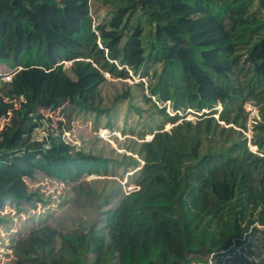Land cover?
<instances>
[{
    "label": "trees",
    "instance_id": "16d2710c",
    "mask_svg": "<svg viewBox=\"0 0 264 264\" xmlns=\"http://www.w3.org/2000/svg\"><path fill=\"white\" fill-rule=\"evenodd\" d=\"M69 1L0 0V73L12 76L0 75V212L43 204L28 183L39 173L68 185L101 173L100 158L37 133L55 109L116 129L119 116L139 113L136 87L103 108L104 73L147 80L155 104L175 115L147 102L165 119L129 151L143 162L132 169L136 188L90 190L75 218L14 239L11 263L264 264V0H101L108 16L77 28ZM32 68L35 93L24 83ZM92 76L102 78L82 87ZM249 103L260 116L252 141ZM190 112L199 121L179 123Z\"/></svg>",
    "mask_w": 264,
    "mask_h": 264
},
{
    "label": "rangeland",
    "instance_id": "374dc122",
    "mask_svg": "<svg viewBox=\"0 0 264 264\" xmlns=\"http://www.w3.org/2000/svg\"><path fill=\"white\" fill-rule=\"evenodd\" d=\"M66 10L69 26L77 28L81 19L89 16L95 25L101 23L111 12V9L103 2L97 0H70ZM70 64L66 63L67 73L73 79L76 77L71 73ZM4 71L0 66V72ZM24 83L34 93L37 91L41 70L32 68L24 70ZM3 81L9 83L11 79L3 73H0ZM102 77L105 82L101 85V96L104 100L103 108L112 110L116 106L115 99L122 96L128 88H135L138 91L137 106L139 113L133 112L128 117L119 116V128H108V119L103 117L97 122L95 118L83 119L73 118L69 121L65 113L61 109L47 111L45 116L50 120L46 122L44 128L37 133L40 141L48 142L51 134L55 137H61L63 141L74 147L75 152H81L86 156H95L103 160L101 173L86 174L82 178L81 183H73L71 185L58 182L57 180L48 178L39 173L36 175L35 181H28L31 191L38 192L41 195L43 204L29 207L23 212L7 208L4 212H0V264H12L14 252V239L19 235L30 232L32 228H39L45 225H56L62 219L67 222L78 214L82 205L89 199L85 194L92 189H96L100 194H108L113 190L121 189L124 194L130 193V188L134 187L133 183H129L132 172L136 166V162L142 164L141 160L131 152L132 149H138V146L152 141L158 127L163 124L164 117L157 113L161 108H166V113L174 116L175 112L167 103L160 105L155 104V99L148 90L147 80L141 79L130 73L129 79H115L108 73H104ZM102 77L92 76L81 82L82 87H88L100 80ZM5 78V79H4ZM142 81V82H141ZM0 82V86H1ZM143 84V85H142ZM144 86V87H143ZM151 101H148V98ZM157 100V99H156ZM123 100L122 102H126ZM155 105L158 109L153 110L147 103ZM127 109V103L123 106ZM221 110V107H217ZM125 111L121 112L123 114ZM248 113V129L244 132L249 141L253 140V129L260 121L259 110L251 103L246 105ZM182 117V114H180ZM200 116L197 113L187 114L186 119L182 121L197 122ZM218 118V116H216ZM8 120H3V127ZM62 124V126H61ZM61 127V128H60ZM173 124L166 122L164 131H171ZM144 130V131H143ZM146 130V131H145ZM143 131V132H142ZM242 131V130H241ZM251 150L257 153V148L250 142ZM122 164L120 167H118ZM106 166L109 171L105 172ZM125 166L129 168L125 171ZM70 223V222H68Z\"/></svg>",
    "mask_w": 264,
    "mask_h": 264
},
{
    "label": "built area",
    "instance_id": "2783aa9c",
    "mask_svg": "<svg viewBox=\"0 0 264 264\" xmlns=\"http://www.w3.org/2000/svg\"><path fill=\"white\" fill-rule=\"evenodd\" d=\"M69 64H71V63H69ZM4 77H9V78H6V79H8V80H9V79H12V76H7V75H6V76H4ZM4 79H5V78H4ZM168 104H169V103H168ZM135 188H136V187H135ZM135 188H134V187H131V188H130V191L133 190V189H135Z\"/></svg>",
    "mask_w": 264,
    "mask_h": 264
}]
</instances>
